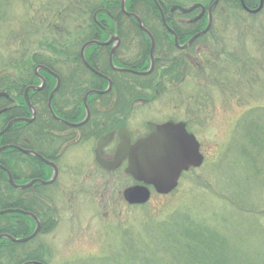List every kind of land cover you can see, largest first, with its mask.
<instances>
[{"label":"rangeland","instance_id":"374dc122","mask_svg":"<svg viewBox=\"0 0 264 264\" xmlns=\"http://www.w3.org/2000/svg\"><path fill=\"white\" fill-rule=\"evenodd\" d=\"M178 1L190 6L196 1L203 0ZM221 16L218 15L216 21L214 17L213 25L205 32L203 38L200 34L193 40L195 43L190 44L192 49L190 57L173 53L171 59L174 57L189 59L190 65L196 69L200 65H207V60L214 56L226 58L232 54L242 57L246 55L254 62L256 60L259 69L260 63L264 60V11L233 27L221 26L220 20L224 19ZM124 19L126 18L121 20ZM50 20L53 23H50ZM152 22L160 27L157 20ZM87 23L88 14L80 10L75 0H0V76L13 73L11 79H14L16 73L22 72L21 68L13 67V60L19 61L21 65L27 62L23 74L25 77L29 76L30 71L33 72L28 65L29 57L33 52L41 51L44 56V53H49L44 44L51 40V34L64 32L63 35L68 36L70 33L71 35L66 38L76 41L78 32L86 30L83 27ZM50 24L54 25L49 28ZM65 28L70 31H65ZM130 39H136L135 32L130 35ZM58 42L64 44L60 39ZM121 51L125 63L133 61V57L136 58L138 53L135 46L128 45L127 49L122 48ZM196 53L200 54L201 58H197ZM154 56L157 58L158 55ZM164 61L165 59H162L157 62L155 59L153 77L162 76L158 70L164 67L159 65ZM89 65L94 69L91 64ZM121 68L132 69L127 64ZM190 73L195 78L186 75L180 82L171 79V92L159 87L160 85H152L153 87L144 94L143 89L136 85L135 91L142 92V95L151 101L132 104L126 122L133 130L141 128L146 121L166 120L170 116L173 121L186 122L200 144V152L204 156L203 164L182 174L177 188L171 193L160 195L152 191L151 198L146 204L130 206L124 201L122 192L134 182L125 175L123 167L117 172L105 173L94 164L92 149L98 133L89 140L80 141L77 148L64 151L59 162L61 169L58 180L49 187L41 188L47 193L49 200L54 199L53 202H49L53 225L49 232L39 234V231L36 239L27 245L37 248L39 244L47 248L49 256L44 257L46 264H117L109 254L110 251L112 248L126 246L125 238L140 232V224L145 222L147 216L163 219L181 208L188 209L197 219L208 221L211 225L214 223L220 229L221 234L216 238L231 256L230 264H258L253 246H264V184L258 186L256 185L260 182L258 179L255 178V181L247 178L245 160L239 156V149L245 137L251 132H260V124H264V117L259 114L246 115L250 109L264 105V92L253 88L248 91L247 88L239 94L223 91L218 87L208 88L203 76H197L195 72ZM56 77L57 74H46L44 79L51 83ZM197 84L200 92L195 97L192 93ZM53 85L55 87L56 84ZM17 87L16 100L20 104L22 99L28 111L27 101L31 105L29 92L22 91L25 86ZM60 88L62 91L63 86ZM154 88L160 89V92ZM58 89L59 86L51 98L52 110L53 102L55 100L57 102L60 95L57 93ZM48 99L49 97L47 102ZM110 99L113 98L103 99V102L108 103L112 101ZM46 108L49 111L48 105ZM11 110L13 109L8 111ZM99 110L101 109H97L98 112ZM255 119L259 120L254 121L259 125L255 123L252 126ZM91 120L87 126L91 124ZM17 123L20 122H14ZM14 124L12 123L0 135V139ZM11 145L21 148L17 144ZM260 156L262 157V154ZM24 158L27 159L24 156L17 161L22 169V173L16 170L17 175L22 177L19 181H24L26 175ZM64 163L76 164L73 167L76 177L69 176L67 179ZM15 189L17 192L14 191V196L18 195L19 190H24ZM234 203L238 204L239 209ZM143 236L149 242L145 233L141 234L142 239ZM133 246L139 245L135 243ZM151 246L170 244L152 242ZM102 254L104 255L100 260L90 257Z\"/></svg>","mask_w":264,"mask_h":264},{"label":"trees","instance_id":"16d2710c","mask_svg":"<svg viewBox=\"0 0 264 264\" xmlns=\"http://www.w3.org/2000/svg\"><path fill=\"white\" fill-rule=\"evenodd\" d=\"M135 1L138 2L136 10L133 9ZM157 2L163 8L165 13H167L169 7L171 6V0H157ZM75 3L83 13L88 14V23L85 27H83L86 30L78 32L79 36L75 38L76 41L66 38L69 37L70 33L68 36L63 35L64 32H56L57 35L51 34V40L44 44L49 53H44V56L41 51L33 52L29 57L30 60L28 59V65L31 66V69L40 64L54 71H58L63 62H70L71 60L74 61L73 65L79 70L78 82L74 93L77 95V99L79 100L78 118L80 120L85 114L82 103L84 94L91 89L103 90L107 87L106 80L101 79L99 76L91 72V70L87 69L79 58V50L83 42L87 40H94L95 33L103 34V32L98 30V25L93 19V14L97 12L96 20L99 23H102L103 21L109 22V28L111 30L114 29L111 19H115L117 22L116 29L114 31L122 38V45L113 56V63L115 65L122 67L124 64H127L132 69H136L138 71L147 69L149 65L148 50L150 43L146 35H144L138 28L137 23L133 22L136 30L134 31L135 36L139 38L138 40L140 42V47L138 49L139 53L137 58L133 57V61L125 63L126 61L125 58H123V54L121 55V50L122 48L127 49V43L131 41V34L128 32L126 35L122 32V23H120V21L123 18H130L126 17L121 11L120 0H75ZM201 3H205L206 5L209 4L208 0H203ZM228 3L230 5L235 4L232 0H221L220 5L226 7ZM125 8L129 12H135L140 17L144 26L152 33L156 43L154 55H158L161 50H166L167 48H164V42H167L165 40L167 37L168 40H170V37L166 32L159 30L158 28L160 27L156 24L154 25L152 22L153 20L159 21L160 19L157 7L153 1L129 0L125 4ZM233 10L234 7H231V10L228 13L229 16H227L228 18L226 16H221L225 19L224 22L221 21V26L233 27L242 23L241 21L237 24L233 23L235 18H239L235 16L236 13ZM248 18L250 19L251 17ZM49 22L53 23L52 20ZM54 24H50L49 28H51ZM79 29L81 30L82 28ZM65 31L69 32L70 30L66 29ZM192 34L193 32H191V35ZM125 37L126 39H124ZM59 39L64 41V44L58 42ZM77 40H79V42ZM171 48L175 51V53L180 55L181 52L177 48H174L172 42ZM95 49H97L95 46H90L87 49L85 58L88 62L91 60L89 53ZM108 50L109 48L102 52L100 63L97 64L92 59L94 62V65L92 66L95 70L111 79V88L103 95H91L87 99V102L92 111V115H101L107 121L113 122L115 120L114 118L116 113L118 114L123 111L127 103L135 100L145 91L150 90L154 83L153 75L140 77L126 72H114L108 63ZM156 57L157 62L162 60V58H159L158 56ZM206 63L207 65L195 69V67L190 65L189 59L174 57L171 59V79H173L174 82H180L181 78L184 79L183 76L186 75H192V77L195 78V76L190 73L195 72L194 74L197 76H203L208 88L218 87L223 91L239 94L247 88L248 91H251L253 88L254 90L258 89L259 91L261 90L264 92V60L260 63L259 69H257L258 63L256 60L254 62L253 59L246 57V55L242 57L232 54L227 55L226 58H216L214 56L211 60H207ZM12 65L15 68H21L22 72L20 70L21 73H16L14 79H11V75L13 73L4 74L2 75L3 77L0 76V90L4 87L9 88V85L13 83L16 84L15 92H18L17 85L24 87L28 84L39 82V80L35 78L32 71L29 73L30 77L28 75L25 77L23 74L24 67L27 65V62L21 65L19 61L13 60ZM159 65L167 67V59ZM42 73L46 75L45 72ZM161 75L162 77L166 76L167 71H161ZM140 79L143 81L142 84H139ZM201 79L198 80L200 81ZM54 83V80H51V83L49 80H46V87L36 93L38 97V99L36 98L38 104H35L38 118H42L46 115L52 122H54V120L48 114L46 103L47 96L54 87ZM136 85H139L143 89V93L135 91ZM198 92H200V88L197 84L195 85L193 93L192 91L191 93L196 97ZM32 97L33 96H30L31 100ZM111 97L113 99H110L112 100L110 102H114V105L110 111H102L106 108L101 107V110L98 112L97 108L91 106V101L95 98L103 100ZM21 101L20 106L23 108L8 111L5 114L7 119L28 116L27 108L25 107L22 99ZM24 111L27 113L24 114ZM259 111L261 112L258 113ZM249 113L259 114L264 117V105L256 106L250 109L246 115ZM92 121L93 123L95 122V124H99L98 119ZM254 121L257 122L259 120H253L251 124L252 126L256 123ZM1 126H4V122L0 118V127ZM26 128L27 124L25 123L14 124V126L10 129L11 133L8 134V136L5 135L2 137L0 139V143L17 144L22 148L32 149L31 145H28L24 140V132ZM260 154H262V157ZM24 156L28 159V156L12 149H7L0 154V163L11 172L15 182L19 184L24 183V181H19L22 177L16 173V170H19L18 172L22 173V169L17 161L20 157ZM239 156L242 160H245V174L247 178L255 181L258 179L260 181L256 184L258 186L261 183L264 184V124H260V132H251V134H248V136L245 137L244 142L240 145ZM26 160L23 161V164L28 161ZM14 191L17 192L15 188L8 184L5 174L0 170V209L11 208L32 212L37 216L41 223L39 234L46 233V231L49 232L53 225V214L49 204L39 200L27 198V189L19 190L17 196L13 195V193H15ZM234 206L239 209L237 203H234ZM34 228V221L25 215L18 213L0 215V234H8L14 238H23L29 236L33 232ZM169 228H171V230H168ZM143 233H145L148 237L149 242L144 236L143 239L141 238V234L143 235ZM219 234H221L220 229L214 223L211 225L208 221L199 220L194 217L188 209L181 208L173 211L169 216H166L163 219L154 218V216H147L145 222L140 224V232L137 234L135 233V235H128L124 241L126 246H120L118 249L112 248V251H110L109 254L112 255V258L116 260L117 264H230L232 261L231 256L228 254L225 246H222L221 243L217 241L216 237ZM36 237L21 243L11 242L5 238L0 239V264H36L35 262L46 264L44 257L49 256V250L47 248L39 244L37 248L27 246L32 243ZM152 242H155L156 244L168 243L170 246H151ZM135 243L139 246H133ZM253 247L255 260L258 264H264V246ZM103 255L104 254L90 257L95 260H100ZM99 256L101 257L98 258ZM257 257L260 261H258Z\"/></svg>","mask_w":264,"mask_h":264},{"label":"flooded vegetation","instance_id":"af4514ba","mask_svg":"<svg viewBox=\"0 0 264 264\" xmlns=\"http://www.w3.org/2000/svg\"><path fill=\"white\" fill-rule=\"evenodd\" d=\"M128 1L129 0H126V3ZM204 1H206V0H204ZM213 1L214 0H208V2H209L208 5H206L205 3H201V1H196V3H201L204 8L202 9L201 7H198L197 9H195L191 12H188V13H183L179 8H176V7L174 9H172L174 6H180L183 8L187 7V6H185V4L183 5L178 0H171V6L169 7V10L167 13H165L163 8L158 3L159 7L161 8V10L165 16L166 24L172 30L173 33L169 32L167 30V28L164 26V24L162 23L161 18H160L158 21L160 23V28H158V29L166 32L168 34V36L170 37V40H168V37H167V39H165L167 42H164V48H167V49L161 50L158 53V57L165 59V60L167 59L168 66L166 68H164V67L159 68V70H158L159 72L160 71L163 72L166 70L167 75L163 76V77L162 76L160 77V75L154 76L153 77L154 85H160L159 87L167 89V91L171 92V55H173V53L175 54V51H173V49L171 48V42H172L174 48H177L181 52L180 56L190 57V55L192 54L191 53L192 49H191L190 45L188 47H186L185 49H180L175 45L174 35L177 38L178 44L183 45L193 35L202 31L208 24V16H209L208 8ZM224 1H226V0H224ZM232 1L235 2L234 5H230L228 3L226 5V7H223L220 5L221 0H219L218 4H216L211 9V18L212 19H211L210 26L213 25L214 17H215V21H216L218 15H222V16L226 15L227 16L229 11L231 10V7H234L233 11L236 13L235 16L239 17V18H235L233 20L234 24L240 23V21H245V20L247 21L249 19L248 17L258 16V15L262 14L264 11V0H263L262 7L258 11H255V10L258 8V6L260 4V0H232ZM137 7H138V2L135 1V3L133 4V9L136 10ZM157 10H158V7H157ZM129 13L136 14L135 12H129ZM240 13H242V14H240ZM158 14H159V10H158ZM125 16L129 17L130 19L126 18V19L120 21V23H122V32L123 33H125L126 35L128 32H130V34H133L134 31H136L133 22H136L138 25V28L141 30V32L144 35H146V33L142 30V28L139 26L138 22L135 19H133L130 16H127V14ZM159 17H160V14H159ZM244 17H246V18H244ZM111 21L114 25L113 30H111L109 28L110 24L107 21H103L102 23H99L98 21L96 22L98 25V30L103 32L104 35L99 34V33H97V34L95 33V35H94L95 39L94 40L102 43V42L107 41L110 37L115 36V37H118V39H119L118 43L113 41L112 43H110L108 45H98V44L89 45L85 49V53L90 46L97 47V49H95L94 51L89 53V56L91 58L90 62H88V60L86 59L87 62L91 65H94V62L97 64L100 63V59L102 57V52H104L105 49L109 48V50H108V57H109V52H110L112 46L116 45L114 53H113V54H115L116 51L122 45V38L119 37L118 34L114 31L116 29V23L117 22L115 19H111ZM140 21H141V19H140ZM220 21L224 22L225 20L221 19ZM141 24L146 30H148L144 26L142 21H141ZM211 30H212V28H211ZM191 32H193L192 35H191ZM149 33L151 34V36L153 38V43H154L153 50H155L156 43H155L154 37L150 31H149ZM105 34H106V36H105ZM205 35H206V33L202 34L201 38H203ZM126 37L124 39H126ZM135 37H136V39H135L136 41L131 39V41L129 43H127V45L130 47L135 46L138 50L140 47L139 46L140 42L138 40L139 38L137 36H135ZM146 37L148 38L149 43H150L149 44L150 45L149 50H148V57H149L148 68L145 70H142V71H138L136 69H131L133 71L142 73V72L148 71L150 69L149 52H150V47H151V40L147 35H146ZM165 40H163V41H165ZM193 43H195V42H193ZM138 53H139V51H138ZM138 53H137V56H138ZM198 53H196V57L201 58L200 54H198ZM152 55H153V60H154V66H153V69L148 74H136L134 72H126V73L134 74V75H137L140 77L153 75L152 73H153V70L155 68V59L156 58H155L154 54H152ZM79 58H80V60H82L80 57V50H79ZM92 59L94 60V62L92 61ZM73 62L74 61H72V60L70 62L69 61L64 62V65L61 64L62 66L59 67L60 70H58V71H54V70H52L46 66L45 67L48 70H45L42 67H37L38 65H36L33 68V73H34L35 78H37L39 80V82L38 83L34 82L31 84H28L22 90L24 92L27 87H30V86L38 87L39 85H42V83H43V86L40 89H29L28 90L29 97L33 96L32 100L30 99L32 109L35 113L32 121H20V123L27 124V128L24 132V137H25L24 140L28 145H31V147H32V149H28V150L35 152L36 154L40 155L42 158L36 157L34 155H31V154H25L26 156H28V161L24 164V165H26L25 166L26 175L24 176V183H21V184L17 183V184L22 185V184L30 183L29 186L27 188H25L28 190V193L26 195L27 198L39 200V201L47 203V204H49V202H53L54 199L50 198L51 200H49L47 193H45L44 190H42L41 188L49 187L58 180L59 175H60V169H61L59 166V162L61 161V159L63 157L62 155L64 154V151L67 152L66 150H69L70 148H72V149L77 148L76 146L78 145V143L80 141L89 140V138L91 136H94L98 133L96 135V138H95L94 148L92 149L93 157H94V164L98 167V169L104 171L105 173H113V172H117L122 167L124 170V168L127 164V160H124L121 163V165L115 170L104 169L95 160L94 150L96 148L98 139L103 135H106L109 133L113 134V137L111 138V140L107 144H105L100 151L101 158L110 162L114 159V156H115L116 150H117V146L121 142V137L118 134L121 131V129L125 128V130L128 132L131 143H134L138 138L143 137L144 135H146L150 131L149 128L146 127V122L143 123L141 128L136 129V130L129 128L127 125V122H126L127 115L129 113V111L131 110V108L133 107L132 104H134V103L135 104L136 103H145V102L151 101L150 99H147L143 95H141L138 98H136L135 100H132L129 103H127L125 109L123 111H121L118 115L117 114L115 115V118H114L115 120L113 122L107 121L106 119H101V118H103L101 115H92V111L89 108L90 109V115H89L88 119L86 120V122L82 125H79V126H73V124L80 123L86 117V114H84L82 119L79 120V118H78L79 100L77 99V95H75V93H74V90H76V85L78 82V74H77L78 69L75 68L76 66H73V64H74ZM97 64H95V65H97ZM39 66H43V65L39 64ZM200 67H202V65H200ZM36 68H38L37 71H36ZM42 72H45L46 74H57L58 79L60 80L59 89L57 91V93L59 92L58 94H60V95L57 99V102H56V100H55V102H53V110H54L53 113L60 120L55 119L50 114V112L48 111V114L54 120V122L50 121V119L46 115H44L42 118H38V114H37V111L35 109V104H38V102H37L38 97H37L36 93L40 92L42 89H44V87H46V80L44 79L45 75ZM91 72H93L94 74L99 76L101 79L106 80V82H107V78H109L108 76L103 75L99 71H97L98 74L94 71H91ZM115 72H119V71H115ZM103 76H105V77H103ZM109 80H110V78H109ZM55 81H56V78H55ZM142 83H143V81L141 80V84ZM55 84H56V82H55ZM62 86H63V89L61 91L60 87H62ZM15 87H16V84L11 83L9 85V88L4 87L0 90V93H4V95L0 96V110H3L0 113V118L4 122V126L7 123H9L10 121H12V119H15V118L7 119V116L5 114L8 112L9 109H15L17 107L23 108L22 106H17L20 104L16 100L17 92H15ZM154 90H157V92H160L159 91L160 89H158V88H154ZM49 94H48L47 98L49 97ZM156 94L158 95L159 93H156ZM83 98H84V96H83ZM82 103H83V99H82ZM46 105H47V103H46ZM113 105H114V102L106 103V102H103V100L98 99V98H95L91 101V106H93L97 109L98 108L101 109V107L106 108L105 110H102V111H110L112 109ZM87 106L89 107L88 102H87ZM83 107H84V105H83ZM22 110H24V109H22ZM27 112H29V114ZM27 112L24 111L23 113L24 114L27 113L28 116L17 117V118H26V119L31 118L32 112H31L30 108L28 109ZM84 112H85V109H84ZM91 118L94 121L96 119H98L99 124H95V122L93 123ZM89 119L91 120V124H89L87 126L86 124H88L90 122ZM167 121L171 122V116L169 119H166V120H160V121L155 120V121H150V122L160 124V123L167 122ZM4 126H1L0 130ZM186 128H187V131L191 132L188 128L187 123H186ZM10 133H11V130L9 129L8 133L5 135L8 136V134H10ZM5 145H9V144H1L0 143V146H5ZM3 151H5V150H3ZM3 151H0V154ZM17 151L21 152L20 150H17ZM43 159H45L51 163L50 164L46 163ZM64 164H66V163H64ZM74 165H76V164H71V165L66 164L65 165L64 173L67 176V179L69 178V176H73V178L76 177V174L74 175V171H75L73 168ZM1 167L5 168V166H3L0 163V168ZM1 171L4 172L2 169H1ZM5 176L7 179L6 174H5ZM50 180H52V181H50ZM7 181H8V179H7ZM48 181H50V183H46ZM49 207H50V204H49ZM40 229H41V223H40Z\"/></svg>","mask_w":264,"mask_h":264},{"label":"water","instance_id":"95a60500","mask_svg":"<svg viewBox=\"0 0 264 264\" xmlns=\"http://www.w3.org/2000/svg\"><path fill=\"white\" fill-rule=\"evenodd\" d=\"M218 1L219 0H214L212 4L209 6L208 24L202 31L192 36L183 45L178 44L177 38L174 35L175 45L178 48L185 49L193 42V40L198 35L203 34L206 31H208L210 24H211V19H212L211 9L218 3ZM125 2L126 0H121V3H120L121 10L125 14H127V16H130L133 19H135L138 22L139 26L142 28V30L146 33V35L151 40V47H150V52H149L150 69L148 71L141 73V72H136V71L129 70L126 68H119V67L114 66L112 62V58H113V53H114L116 45L112 46L109 52V57H108L109 64L111 68L115 71H120V72L130 71L136 74H148L153 69V66H154V60H153V55H152V50L154 46L153 38L151 34L149 33V31L146 30L142 26L140 18L136 14L129 13L125 10ZM153 2L158 7L162 23L164 24V26L167 28L169 32H172V30L166 24L165 16L161 8L159 7L157 1L153 0ZM262 3H263V0H260L259 7L255 11H258L261 8ZM198 6L200 5L195 4L191 6L190 8L174 6L172 9L176 7V8H179L183 13H187L189 11H192ZM94 18H95V15H94ZM118 40H119L118 37L112 36L107 41L102 42V43L98 41L85 42L80 49V57L84 65L87 68L94 71V69L88 64V62L85 60V57H84V51L88 45H91V44L108 45L112 43L113 41H116V43H118ZM37 67H42L43 69L48 70L44 66H37ZM37 69L38 68H36V71ZM96 73L98 74V72ZM107 81H108V87L105 90L103 91L90 90L85 94L83 98V103H84V107L86 110V117L83 121H81L78 124H74V125L79 126L86 122V120L88 119L90 115L88 106L86 104L87 97L91 94H100V93L108 92L111 88V81L108 78H107ZM42 86H43V83L42 85L38 87H33V86L27 87L25 89V93H27L29 89H40ZM58 86H59V79L58 77H56V85L49 95L47 105H48L50 114L55 119L60 120L59 118L56 117V115L53 113V110L51 108V98L53 94L55 93V91L57 90ZM1 95H4V93H0V96ZM25 98L27 100V96ZM27 104L32 112V117L29 119H26V118L13 119L7 124V126L3 130L0 131V135L6 129H8V127L14 122L32 121L35 113L32 109V106L30 105L28 101H27ZM1 112L2 111H0V113ZM146 127L150 129V132L146 134L145 136L138 138L133 144L130 143L129 134L127 133L125 128L121 129V131L118 133L121 137V142L117 146L114 159L110 162L101 158L100 151L102 147L111 140V138L113 137L112 133L101 136L98 139L96 148L94 150L95 160L97 161V163H99L103 168L107 170H114L120 166V164L122 163L124 159L128 160V165L125 168V173L129 174L130 176L133 177L134 180L139 182L138 184L125 188L122 192L124 200L130 205L144 204L149 200L150 191H149L148 186H152L154 190L159 194H167L171 192L173 189L176 188L178 184L179 176L182 171H187L190 167H194V168L198 167L202 164V161H203V156L199 152L198 141L196 140L193 134H190L186 131L185 124L183 122H166L163 124H154V123L147 122ZM7 148L19 149L24 154H31L36 157L42 158L40 155L36 154L35 152L31 150L21 149L11 144L0 146V151H3ZM43 160L46 163H49V164L51 163L45 159ZM1 169L7 175L9 184L12 185L14 188L25 189L29 186L30 183L22 184V185L16 184L12 178L11 173L4 167H1ZM50 181L46 183H50ZM7 213H18V214H23L25 216H29L35 221V229L31 235L24 237V238H14L8 234H0V238H5L11 242L20 243V242H25L27 240H30L38 234L40 230V222L33 213L24 211L21 209H11V208L0 209V215L7 214ZM37 264H40V263H37Z\"/></svg>","mask_w":264,"mask_h":264}]
</instances>
